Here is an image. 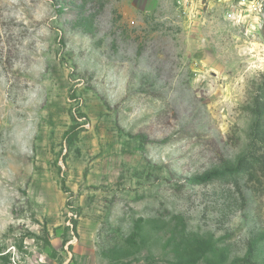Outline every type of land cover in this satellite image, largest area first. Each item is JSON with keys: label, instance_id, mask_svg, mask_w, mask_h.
Masks as SVG:
<instances>
[{"label": "rangeland", "instance_id": "rangeland-1", "mask_svg": "<svg viewBox=\"0 0 264 264\" xmlns=\"http://www.w3.org/2000/svg\"><path fill=\"white\" fill-rule=\"evenodd\" d=\"M0 264H264V0H0Z\"/></svg>", "mask_w": 264, "mask_h": 264}]
</instances>
